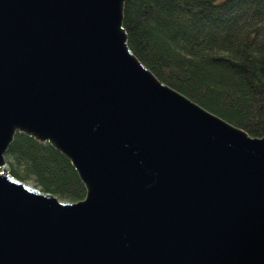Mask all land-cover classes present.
<instances>
[{"label":"water","instance_id":"obj_1","mask_svg":"<svg viewBox=\"0 0 264 264\" xmlns=\"http://www.w3.org/2000/svg\"><path fill=\"white\" fill-rule=\"evenodd\" d=\"M126 0H0V264H264V134L159 80ZM84 186L69 200L9 172L15 132Z\"/></svg>","mask_w":264,"mask_h":264},{"label":"trees","instance_id":"obj_2","mask_svg":"<svg viewBox=\"0 0 264 264\" xmlns=\"http://www.w3.org/2000/svg\"><path fill=\"white\" fill-rule=\"evenodd\" d=\"M122 25L159 80L249 135L264 134V0H126ZM3 156L19 179L63 199L84 195L47 141L17 131Z\"/></svg>","mask_w":264,"mask_h":264},{"label":"rangeland","instance_id":"obj_3","mask_svg":"<svg viewBox=\"0 0 264 264\" xmlns=\"http://www.w3.org/2000/svg\"><path fill=\"white\" fill-rule=\"evenodd\" d=\"M31 182V181H30Z\"/></svg>","mask_w":264,"mask_h":264}]
</instances>
